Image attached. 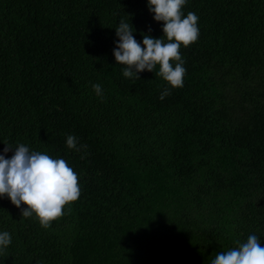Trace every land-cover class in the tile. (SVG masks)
<instances>
[{
  "label": "trees",
  "instance_id": "obj_1",
  "mask_svg": "<svg viewBox=\"0 0 264 264\" xmlns=\"http://www.w3.org/2000/svg\"><path fill=\"white\" fill-rule=\"evenodd\" d=\"M147 3L0 0V153L63 158L81 189L47 229L0 197V264H211L251 234L264 247V0H186L199 37L176 89L114 59L121 20L138 42L162 37Z\"/></svg>",
  "mask_w": 264,
  "mask_h": 264
},
{
  "label": "clouds",
  "instance_id": "obj_2",
  "mask_svg": "<svg viewBox=\"0 0 264 264\" xmlns=\"http://www.w3.org/2000/svg\"><path fill=\"white\" fill-rule=\"evenodd\" d=\"M185 4L186 0H148L153 19L163 22V35L158 39L143 34L142 41L138 42L129 20L119 22L115 28L118 42L113 56L116 63L125 66V78L140 80L138 73L153 72L158 65L156 76L172 89L183 87L186 68L180 49L195 43L199 37V17L194 12L185 16L182 12ZM92 87L97 95L102 96L101 85L93 84ZM168 95L169 88H165L159 99ZM4 145L0 153V197L6 196L17 208L25 205L21 210L23 217L35 214L40 225L49 228L51 221L64 215V206L76 201L81 194L76 172L63 158H52L46 153L30 150L24 144L15 148L7 143ZM66 146L78 152L87 147H78L74 135L67 136ZM9 151L13 154L6 158ZM10 243L11 235L7 231L0 233V252L5 251ZM236 244L234 248L219 252L211 264H264V247L255 234L249 235L246 242L236 241Z\"/></svg>",
  "mask_w": 264,
  "mask_h": 264
}]
</instances>
